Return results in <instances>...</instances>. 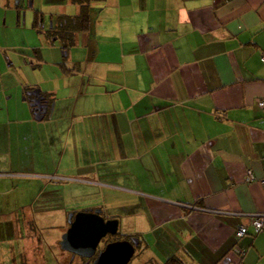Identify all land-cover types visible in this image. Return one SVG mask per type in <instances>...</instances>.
I'll list each match as a JSON object with an SVG mask.
<instances>
[{
  "label": "crops",
  "instance_id": "1",
  "mask_svg": "<svg viewBox=\"0 0 264 264\" xmlns=\"http://www.w3.org/2000/svg\"><path fill=\"white\" fill-rule=\"evenodd\" d=\"M88 12L53 85L28 63L35 74L45 21L80 15L78 0H0V264H46L42 232L60 246L69 215L95 209L143 240L150 264H264V230L233 253L238 227L264 213V0H91ZM93 190L125 198L87 208Z\"/></svg>",
  "mask_w": 264,
  "mask_h": 264
},
{
  "label": "water",
  "instance_id": "2",
  "mask_svg": "<svg viewBox=\"0 0 264 264\" xmlns=\"http://www.w3.org/2000/svg\"><path fill=\"white\" fill-rule=\"evenodd\" d=\"M22 4V3H21ZM31 107L35 110L37 120L45 118L49 110L40 90L29 93ZM51 106L50 110H52ZM70 227L62 235L60 246L65 252L74 256L90 259L95 256L97 248L103 238L107 235H116L119 232V220L106 219L101 209L80 211L71 213L68 218ZM140 240L133 238L132 241H116L109 243L101 251L93 264H129L135 254V248L139 246Z\"/></svg>",
  "mask_w": 264,
  "mask_h": 264
},
{
  "label": "rangeland",
  "instance_id": "3",
  "mask_svg": "<svg viewBox=\"0 0 264 264\" xmlns=\"http://www.w3.org/2000/svg\"><path fill=\"white\" fill-rule=\"evenodd\" d=\"M22 22V27L23 26H28L31 28V21H21ZM44 29V31H43ZM42 29L43 31V36L40 34V45H47L46 47L48 48L47 52H45V57H42L39 62V68L36 70L35 74H33L34 67L31 65V63H28L29 66V71L30 74H28L30 79H35V76L37 77L36 79H41V75L47 80L48 78H54L53 79V85L57 84V76L58 73L64 74L66 72V69H73V63L76 61L74 60L73 57H78L80 54L79 50H74L77 48L76 43L77 39L74 37L75 44L70 46L68 49V52H63L64 47L66 44V41L63 37H60L59 34L54 33V29H52V22H46L44 28ZM55 35H58L55 36ZM19 43L22 46H25V43H27L25 38L22 37L19 38ZM40 49V48H39ZM78 49V48H77ZM24 52V51H23ZM40 57V56H39ZM31 62V61H30ZM42 69V73L40 72ZM26 72V70H24ZM53 73V74H52ZM46 84V83H45ZM23 101V97H22ZM39 172H44L45 170L43 169H37ZM52 171V169H48L45 172ZM33 172H36L35 169H33ZM93 190V193L96 194L93 197H89L90 202L84 203L86 206H90L87 208H93L96 207L97 204H101L103 202L104 205L108 206V203L110 201L114 202L115 200H122L124 196H118V197H112L114 194H112L108 190ZM98 195V196H97ZM100 198L101 201H95L96 199ZM125 198V197H124ZM88 199V200H89ZM99 202V203H98ZM96 203V204H95ZM130 223V221H128ZM132 231V230H131ZM131 231L128 232V228L126 225L123 223L120 224L119 232L118 235L121 237H129L133 236L135 233H131ZM61 233L56 230H45L42 232V240H43V245L45 248V251H47L48 256H47V263L46 264H67L68 260V255L65 251L61 249L60 246H57L55 240L56 237L59 236ZM61 237V235H60ZM148 259V250L145 248L143 245V240L140 239V247L136 250L135 256L133 259L130 261L129 264H145L146 260ZM75 264H81L80 262H77Z\"/></svg>",
  "mask_w": 264,
  "mask_h": 264
},
{
  "label": "trees",
  "instance_id": "4",
  "mask_svg": "<svg viewBox=\"0 0 264 264\" xmlns=\"http://www.w3.org/2000/svg\"><path fill=\"white\" fill-rule=\"evenodd\" d=\"M91 0H78L79 5L81 7V13L78 16H75L71 18L70 20H66L67 18H64L67 22H61V26L56 28L55 26L53 29L54 33H57L60 35V37H63L66 41L64 51L63 52H68V49L70 46L75 44V34L79 31H87L90 29V16H89V4ZM42 18H37L34 26L35 28L41 30L42 29V24H43ZM58 37V35H55ZM34 110V109H33ZM35 111V110H34ZM150 264V263H149ZM165 264H184L183 262L177 260V259H170L168 260Z\"/></svg>",
  "mask_w": 264,
  "mask_h": 264
},
{
  "label": "built area",
  "instance_id": "5",
  "mask_svg": "<svg viewBox=\"0 0 264 264\" xmlns=\"http://www.w3.org/2000/svg\"><path fill=\"white\" fill-rule=\"evenodd\" d=\"M263 63H264V58H263ZM258 106L264 113V98L258 101ZM253 180H254L253 175L249 173L248 181H253ZM251 217L252 219H251L250 226H240L238 227L235 233L238 243L234 247L233 253L237 257L238 261H240L247 253V249L241 246L239 242L251 232L253 233V235H257L264 230V213H256L252 215Z\"/></svg>",
  "mask_w": 264,
  "mask_h": 264
},
{
  "label": "flooded vegetation",
  "instance_id": "6",
  "mask_svg": "<svg viewBox=\"0 0 264 264\" xmlns=\"http://www.w3.org/2000/svg\"><path fill=\"white\" fill-rule=\"evenodd\" d=\"M46 100V99H45ZM46 102H48L46 100ZM49 103V102H48ZM103 215V213H102ZM135 238V236H129V237H121L118 234L116 235H107L105 238H103L97 248V252L95 254L94 257L90 258V259H86V258H82V257H78V256H74L71 255L70 260L68 262V264H75L77 262H80L81 264H93V262L95 261V259L97 258L98 254L103 251L105 249V247L112 242H116V241H132V239ZM140 247V243L139 246H137L135 248V253L136 250ZM135 256V254H134ZM133 256V257H134ZM133 259V258H132ZM145 264H149V262H146Z\"/></svg>",
  "mask_w": 264,
  "mask_h": 264
}]
</instances>
